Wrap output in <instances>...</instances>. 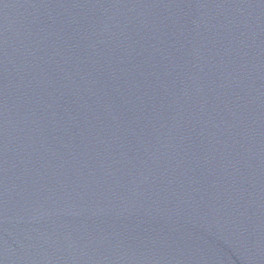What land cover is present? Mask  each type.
<instances>
[{"label": "water", "instance_id": "obj_1", "mask_svg": "<svg viewBox=\"0 0 264 264\" xmlns=\"http://www.w3.org/2000/svg\"><path fill=\"white\" fill-rule=\"evenodd\" d=\"M0 264H264V0H0Z\"/></svg>", "mask_w": 264, "mask_h": 264}]
</instances>
